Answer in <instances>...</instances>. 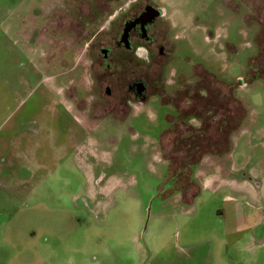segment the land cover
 Wrapping results in <instances>:
<instances>
[{
  "label": "rangeland",
  "instance_id": "obj_1",
  "mask_svg": "<svg viewBox=\"0 0 264 264\" xmlns=\"http://www.w3.org/2000/svg\"><path fill=\"white\" fill-rule=\"evenodd\" d=\"M107 1L0 0V264H206L211 255L230 263L249 257L223 230L233 228L231 208H248L261 222L255 245L264 238V78L253 80L264 70V52L258 71L249 73L260 30L254 8L264 2L113 0L110 9ZM146 1L163 9L161 27L173 54L145 61L119 50L112 74L100 69L101 49ZM59 3L81 19L77 43L62 45L60 37L41 32L52 23L43 15ZM67 25L78 29L73 21ZM202 67L231 85L233 92L221 91L241 102L246 118L228 154L205 157L193 169L196 187L186 197L174 187L166 153L168 139L187 127L169 128V121L182 120L173 117L172 104L182 84L195 87ZM95 77L103 87L97 80L94 110L106 113V98L115 112L129 99L126 113L90 117L84 104L74 106L69 97ZM137 78L150 83L153 96L121 99L124 84ZM109 84L118 98L106 97ZM220 103L238 122V108ZM195 111L186 125L202 129L214 110Z\"/></svg>",
  "mask_w": 264,
  "mask_h": 264
},
{
  "label": "flooded vegetation",
  "instance_id": "obj_2",
  "mask_svg": "<svg viewBox=\"0 0 264 264\" xmlns=\"http://www.w3.org/2000/svg\"><path fill=\"white\" fill-rule=\"evenodd\" d=\"M62 1L63 0H60V2ZM109 2L110 3H108L107 1V4L109 5L110 9H112L114 1L110 0ZM260 2H264V0H261ZM116 3H118V1ZM145 3L146 4L141 11L134 12L133 14H130L129 12V15H127L124 20L123 27L119 33V36L116 39H114L109 45L101 49L100 52L103 56L104 61L101 62L100 69L102 70L105 69L107 73L111 72L114 69L113 67L117 65V63L113 61V55L119 50L132 54V53H135L139 48L143 47L144 49H146L149 58L151 57V55H154L155 53H159L162 56H168L170 54H173L174 51L171 48L170 37L167 34H165V32L163 31L161 27V18L165 14L163 9L159 7L153 1H146ZM65 5L66 4H63L61 6V3H59V8L57 6H54L51 9L53 11H50L51 13L49 12L43 15L47 19L49 18L47 22H52V23H49L48 25L49 29H45L41 31L44 34V37H49L51 35H52V38L55 36L60 37L61 39L60 44L62 45L65 44L67 39L69 43H77V40L75 39L77 35H80V33H82V31L79 30L81 19L79 16L76 15L78 13H76L74 9V11L71 12L73 13V15L71 13L68 15L67 6ZM263 6H264V3L260 4L259 7H258V4L256 5V8H254V13H255L254 18H252L253 20L258 21L260 25V28H259L260 30L258 31L259 33L256 36V41H255L256 54L254 55V57H256L259 53L258 40L261 36L264 35V25L261 24L264 21V9L263 11L261 9L263 8ZM117 14L111 16V20H113L117 16ZM67 21H73L74 25H77L78 29L67 30L66 29V27L68 26ZM67 31H68V37L66 38ZM52 42H54V40H52ZM70 46L72 45L70 44ZM87 64L92 65V62L87 63ZM94 66H96V64H94ZM90 80L92 81L91 87L88 88L85 86L80 90V92L77 91L78 89L77 88L75 91L76 98H73L74 99L73 100L71 97H69V99L74 103V106L76 107H78L77 103L78 105L84 104L83 107L86 108L84 110L85 112L82 111L80 113L84 112V113H87V115L90 117H93V116L98 117L100 115H107L110 113H117V112L126 113V111L129 110V106L131 105V101L129 99L126 102L127 103L126 106L122 105L121 109L116 110L114 112L113 110L114 107H112V104L109 105L110 103L108 101L109 99L105 98V100H103L104 104L102 103V105H104L105 107L102 106V108L104 107L103 109L106 111V113L99 114V112L95 111L94 110L95 104H98L99 101H96L95 97L97 95H95L93 92L95 91L97 93L95 89V86H97V80L98 82L101 81L100 86H102L103 82L100 77L99 78L95 77ZM182 85H183L182 89L179 90L180 93H177L178 99H176L173 102V104L171 103L176 108V115L173 117L182 119V120L177 122V124L175 123V125L171 124V121H169L170 123L169 128L181 129L185 126L190 127V125H186L187 124L186 120L188 116L190 117L191 114L193 113V110H194L193 108L197 100L194 101V95H193L194 87L190 85L189 83H185ZM123 89L125 91V95L121 94L122 95L121 99H123L125 96H128V97L131 96L134 99L133 102H136V103L146 101L150 96H153L152 94L151 95L149 94L151 90L150 83L148 84V81L143 78L129 80L127 83L124 84ZM104 93H106V97L115 96L118 98V95L114 94L113 86L110 84L106 86V90L104 91ZM104 93H102V95H105ZM191 127L193 126L191 125Z\"/></svg>",
  "mask_w": 264,
  "mask_h": 264
},
{
  "label": "trees",
  "instance_id": "obj_3",
  "mask_svg": "<svg viewBox=\"0 0 264 264\" xmlns=\"http://www.w3.org/2000/svg\"><path fill=\"white\" fill-rule=\"evenodd\" d=\"M261 41H264V35L258 40L259 53L252 59V63H250V75H252L255 70L258 71L257 68L259 63L257 64L256 62L261 61L260 59L264 52V46L261 47ZM201 72L203 73V77L198 78L197 84L193 88L194 101L197 100L193 108V114L197 113V117L202 121L203 115L195 111L197 107H200L201 111H214H212L213 113L211 112L212 115L209 114L210 116H208L205 122L203 121L204 124L202 122V129H195L190 126L184 129V132L180 133L181 135L174 134V136H171V138L168 139L171 150L166 153L170 163V175L174 187L186 197H188L190 193L189 188L196 185L192 180L193 169L198 166L205 157H222L228 154L232 147L231 137L239 130L246 118V110L241 102L233 95L221 91L222 87L224 89L230 88L231 90V85L218 80L215 75L204 67H202ZM257 73L253 76V80L264 78V70L263 72L258 71ZM195 89L198 93L194 94ZM231 92H233V90H231ZM220 102H226L227 104L231 102L236 106V112L238 110L240 111V115L237 116L239 117L238 122H235L234 118L236 117L231 116V107L227 105L223 106ZM211 107L213 109H211ZM236 108H238V110ZM217 127L220 129H213ZM197 190L196 188V192ZM196 192H193V197H195Z\"/></svg>",
  "mask_w": 264,
  "mask_h": 264
},
{
  "label": "crops",
  "instance_id": "obj_4",
  "mask_svg": "<svg viewBox=\"0 0 264 264\" xmlns=\"http://www.w3.org/2000/svg\"><path fill=\"white\" fill-rule=\"evenodd\" d=\"M232 215L233 222L229 225H233L232 229H224L223 232L229 236H236L234 238V246H239L241 249L250 253L249 257H233L232 263L224 260V258L217 256H207L204 260L214 264H260L261 257L257 255V251L262 244H264V238L259 240L258 246L255 245L258 239L259 226L261 222H257L252 216V212L248 211V208L243 209L242 207H233L228 211ZM264 223V222H262ZM263 235V234H262ZM261 237V236H260Z\"/></svg>",
  "mask_w": 264,
  "mask_h": 264
},
{
  "label": "clouds",
  "instance_id": "obj_5",
  "mask_svg": "<svg viewBox=\"0 0 264 264\" xmlns=\"http://www.w3.org/2000/svg\"><path fill=\"white\" fill-rule=\"evenodd\" d=\"M135 55L140 58L143 59L145 61H147L149 59L148 57V53L146 51V49H144L143 47L139 48L136 52Z\"/></svg>",
  "mask_w": 264,
  "mask_h": 264
},
{
  "label": "water",
  "instance_id": "obj_6",
  "mask_svg": "<svg viewBox=\"0 0 264 264\" xmlns=\"http://www.w3.org/2000/svg\"><path fill=\"white\" fill-rule=\"evenodd\" d=\"M160 13H161V11H160ZM243 83V82H242Z\"/></svg>",
  "mask_w": 264,
  "mask_h": 264
}]
</instances>
